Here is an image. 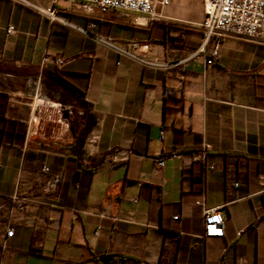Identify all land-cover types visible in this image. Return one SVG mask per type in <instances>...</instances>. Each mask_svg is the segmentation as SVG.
I'll return each mask as SVG.
<instances>
[{"label": "crops", "instance_id": "obj_1", "mask_svg": "<svg viewBox=\"0 0 264 264\" xmlns=\"http://www.w3.org/2000/svg\"><path fill=\"white\" fill-rule=\"evenodd\" d=\"M204 9L0 0V264H264V43L191 57Z\"/></svg>", "mask_w": 264, "mask_h": 264}, {"label": "built area", "instance_id": "obj_2", "mask_svg": "<svg viewBox=\"0 0 264 264\" xmlns=\"http://www.w3.org/2000/svg\"><path fill=\"white\" fill-rule=\"evenodd\" d=\"M93 7L99 14H103L110 9H117L126 13L134 14L133 22L135 25H146L149 21L146 16L152 15L157 3L166 4L168 0H74ZM204 2V18L201 23V31L203 33V42L199 48L191 54V57L198 52H203L206 43L211 39L215 40V44L211 49V56L206 58V64H212L218 59V47L223 37H240L251 41L264 43V0H203ZM92 10V9H90ZM47 14L51 18H56L55 11L48 9ZM13 30L9 26L7 32ZM98 38V37H97ZM133 47H137L136 43H132ZM143 65H151L150 62L135 57ZM57 64L62 61L57 59ZM176 63H169V65ZM171 154L170 157H175ZM203 156V155H202ZM167 156L155 159V165L161 167ZM211 168L212 164L209 165ZM44 171L48 168L43 166ZM259 179L262 181V189L264 190V169L260 173ZM59 183V177L53 176L48 182L46 189L54 190ZM237 184V183H235ZM137 201V198H133ZM199 203V202H197ZM22 202L15 203L18 209L23 208ZM203 233L202 238L206 237H222L224 235L223 226L224 219L218 207L203 209ZM173 218H177L174 216ZM13 235V229L9 227L6 230V237ZM237 264H245L240 259Z\"/></svg>", "mask_w": 264, "mask_h": 264}, {"label": "water", "instance_id": "obj_3", "mask_svg": "<svg viewBox=\"0 0 264 264\" xmlns=\"http://www.w3.org/2000/svg\"><path fill=\"white\" fill-rule=\"evenodd\" d=\"M114 257V254H106L100 258V261L102 263H107L109 260H111Z\"/></svg>", "mask_w": 264, "mask_h": 264}]
</instances>
